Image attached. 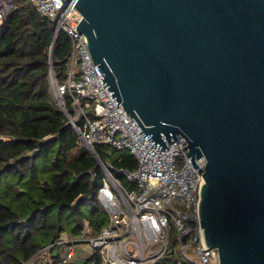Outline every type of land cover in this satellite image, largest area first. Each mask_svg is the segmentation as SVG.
<instances>
[{
	"label": "water",
	"instance_id": "95a60500",
	"mask_svg": "<svg viewBox=\"0 0 264 264\" xmlns=\"http://www.w3.org/2000/svg\"><path fill=\"white\" fill-rule=\"evenodd\" d=\"M61 3L83 16L103 87L144 138L162 152L185 137L195 169L206 158L205 247L220 264H264V0Z\"/></svg>",
	"mask_w": 264,
	"mask_h": 264
},
{
	"label": "built area",
	"instance_id": "2783aa9c",
	"mask_svg": "<svg viewBox=\"0 0 264 264\" xmlns=\"http://www.w3.org/2000/svg\"><path fill=\"white\" fill-rule=\"evenodd\" d=\"M27 1L36 6L37 20L54 23L55 38L63 32L71 42L66 80L59 83L55 78L52 87L82 145L96 160L101 159L100 144L127 151L136 158L137 167L117 171L134 185L126 187L113 174V166L101 159L98 164L105 178L98 200L109 223L96 235L85 226L76 236H63L25 264H171L178 262L177 253L184 264H220L218 249L205 247L200 228V184L205 182L206 158L196 159L199 168L195 169L186 153L185 137L172 144L165 139L169 150L162 152L155 142L147 141L149 136L144 138L136 119L103 87L104 75L77 29L83 16L76 7L61 0ZM12 6V0L0 1V26ZM66 95L71 98L72 113L65 106ZM81 118L83 127L77 124Z\"/></svg>",
	"mask_w": 264,
	"mask_h": 264
},
{
	"label": "trees",
	"instance_id": "16d2710c",
	"mask_svg": "<svg viewBox=\"0 0 264 264\" xmlns=\"http://www.w3.org/2000/svg\"><path fill=\"white\" fill-rule=\"evenodd\" d=\"M12 2L0 26V264H25L65 233L76 236L85 226L100 232L106 222L95 214L105 176L50 99L51 64L56 80H66L68 36L54 39V23L37 20L33 3ZM64 100L72 113L70 96ZM97 152L124 185L134 186L117 172L136 169L133 155L103 144ZM83 205H92L91 213L80 214Z\"/></svg>",
	"mask_w": 264,
	"mask_h": 264
},
{
	"label": "rangeland",
	"instance_id": "374dc122",
	"mask_svg": "<svg viewBox=\"0 0 264 264\" xmlns=\"http://www.w3.org/2000/svg\"><path fill=\"white\" fill-rule=\"evenodd\" d=\"M13 6H14V4H13ZM13 6L10 8V10L13 8ZM50 99L52 101H56L57 102V92H56V89L53 88V87H52V90H51ZM181 163H182V159L180 158L179 167H180ZM115 176L118 178V176L116 174H115ZM126 187H128V186H126ZM92 208H93L92 205H83V206H80L79 212H80V214L85 215V214H87L89 212L91 213ZM95 217L100 218L101 220H104L106 222L105 225H107L109 223V217L106 214V212L104 211L102 205H101L100 211H98L95 214ZM64 236H68V233H65ZM175 260L178 261V264H184V261L182 260L180 254H178V253L175 255Z\"/></svg>",
	"mask_w": 264,
	"mask_h": 264
}]
</instances>
